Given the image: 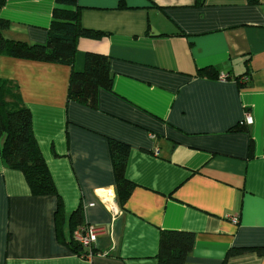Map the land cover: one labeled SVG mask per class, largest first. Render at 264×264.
Listing matches in <instances>:
<instances>
[{"label": "crops", "instance_id": "0c3cea01", "mask_svg": "<svg viewBox=\"0 0 264 264\" xmlns=\"http://www.w3.org/2000/svg\"><path fill=\"white\" fill-rule=\"evenodd\" d=\"M56 5L6 0L3 36L44 44ZM77 6L80 24L103 35L79 38L70 65L0 54V81L29 109L62 202L61 240L57 197L32 194L0 157V264H158L161 230L193 233L188 263L264 264V0ZM86 52L107 56L112 77L95 107L67 94ZM207 67L216 74L198 73ZM110 139L128 145L134 185L116 215L97 195L115 194ZM78 208L103 229L85 257L64 244ZM239 248L249 250L225 259Z\"/></svg>", "mask_w": 264, "mask_h": 264}, {"label": "trees", "instance_id": "16d2710c", "mask_svg": "<svg viewBox=\"0 0 264 264\" xmlns=\"http://www.w3.org/2000/svg\"><path fill=\"white\" fill-rule=\"evenodd\" d=\"M5 1L0 0V8ZM249 1L259 3V0ZM55 3L57 5L52 10V20L44 44H28L24 41L4 37L2 31L8 27V22L0 18V54L70 65L79 38L99 39L102 37V32L84 28L80 24L77 0H55ZM69 7L74 9H68ZM108 64L107 56L86 52L82 69L71 70L67 92L68 99L76 100L89 107H95L98 91L110 89L112 84ZM198 73L202 76H214L216 71L207 67L199 70ZM19 102L17 90L9 83L0 81V157L6 167L23 173L32 194H49L57 197L55 218L58 224V238L61 239L59 224L61 222L62 202L33 136L30 111ZM109 148L115 175V199L121 204L128 198L134 186L124 177L128 145L110 139ZM69 224L71 232L76 230L78 226L84 225L83 214L79 208L71 213ZM193 243L194 235L191 232L161 230L157 254L158 264H193L186 260ZM64 244L72 252L84 257L88 252L73 236ZM248 250V248L230 249L225 259ZM91 251L93 252V250Z\"/></svg>", "mask_w": 264, "mask_h": 264}, {"label": "built area", "instance_id": "2783aa9c", "mask_svg": "<svg viewBox=\"0 0 264 264\" xmlns=\"http://www.w3.org/2000/svg\"><path fill=\"white\" fill-rule=\"evenodd\" d=\"M220 80H225L226 75H219ZM244 81L247 80L245 77L243 79ZM245 123L250 124L251 118L250 116L246 117ZM100 201L102 203H105V205L108 207L110 212H112L113 215H116L118 213V209L115 202V194L112 190H105L101 191L100 194H97ZM233 221L236 222V219L233 218ZM103 229L99 227H90V226H78L76 230L73 232V238L81 244L86 250H88L86 255H90L92 245L96 240V237L98 234L102 233Z\"/></svg>", "mask_w": 264, "mask_h": 264}]
</instances>
